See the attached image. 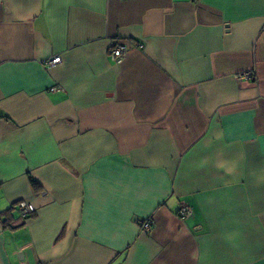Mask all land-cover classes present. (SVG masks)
I'll use <instances>...</instances> for the list:
<instances>
[{"label": "crops", "instance_id": "obj_1", "mask_svg": "<svg viewBox=\"0 0 264 264\" xmlns=\"http://www.w3.org/2000/svg\"><path fill=\"white\" fill-rule=\"evenodd\" d=\"M261 172L264 0H0V264H264Z\"/></svg>", "mask_w": 264, "mask_h": 264}, {"label": "built area", "instance_id": "obj_2", "mask_svg": "<svg viewBox=\"0 0 264 264\" xmlns=\"http://www.w3.org/2000/svg\"><path fill=\"white\" fill-rule=\"evenodd\" d=\"M128 49H129V44L127 42H125L123 40L117 41L115 46L111 50V54H112L113 59L117 63L121 62L124 59V56L127 53ZM60 59H61L60 56L54 57V58L50 59L49 63L53 64V63L59 62ZM244 75L249 77L250 73H246ZM17 207L19 209L20 218L22 220L27 219L28 217L33 215L35 210H36L35 206L28 201L18 202ZM179 212L182 216H186L189 213H191V210L188 206H183V207H181ZM140 224L144 230L149 231L151 229V222L150 221H147V220L141 221Z\"/></svg>", "mask_w": 264, "mask_h": 264}, {"label": "clouds", "instance_id": "obj_3", "mask_svg": "<svg viewBox=\"0 0 264 264\" xmlns=\"http://www.w3.org/2000/svg\"><path fill=\"white\" fill-rule=\"evenodd\" d=\"M221 167H225L224 165H221ZM257 181L259 183H264V172H261L257 177H256ZM240 237L242 236V234H238ZM225 239L226 242H228L229 244H232L233 246H236V239L234 236L232 235H224L223 237Z\"/></svg>", "mask_w": 264, "mask_h": 264}, {"label": "trees", "instance_id": "obj_4", "mask_svg": "<svg viewBox=\"0 0 264 264\" xmlns=\"http://www.w3.org/2000/svg\"><path fill=\"white\" fill-rule=\"evenodd\" d=\"M32 183H33V185H34L35 188H38L39 187V183H38L37 180L32 179Z\"/></svg>", "mask_w": 264, "mask_h": 264}]
</instances>
